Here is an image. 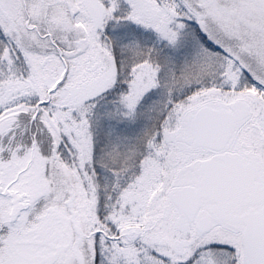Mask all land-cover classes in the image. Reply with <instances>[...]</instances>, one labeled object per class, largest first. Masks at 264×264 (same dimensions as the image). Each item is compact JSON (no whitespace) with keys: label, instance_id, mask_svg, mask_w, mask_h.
I'll return each instance as SVG.
<instances>
[{"label":"snow or ice","instance_id":"1","mask_svg":"<svg viewBox=\"0 0 264 264\" xmlns=\"http://www.w3.org/2000/svg\"><path fill=\"white\" fill-rule=\"evenodd\" d=\"M0 264H264V0H0Z\"/></svg>","mask_w":264,"mask_h":264}]
</instances>
